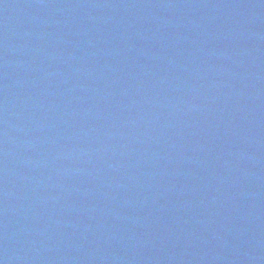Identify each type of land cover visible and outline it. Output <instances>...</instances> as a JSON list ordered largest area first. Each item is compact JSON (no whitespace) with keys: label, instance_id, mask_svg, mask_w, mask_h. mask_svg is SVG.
Masks as SVG:
<instances>
[{"label":"water","instance_id":"95a60500","mask_svg":"<svg viewBox=\"0 0 264 264\" xmlns=\"http://www.w3.org/2000/svg\"><path fill=\"white\" fill-rule=\"evenodd\" d=\"M65 0H0V202L20 131Z\"/></svg>","mask_w":264,"mask_h":264}]
</instances>
